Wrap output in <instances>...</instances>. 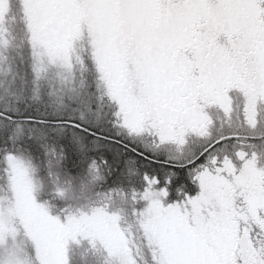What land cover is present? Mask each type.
Returning <instances> with one entry per match:
<instances>
[{
	"label": "snow or ice",
	"instance_id": "snow-or-ice-1",
	"mask_svg": "<svg viewBox=\"0 0 264 264\" xmlns=\"http://www.w3.org/2000/svg\"><path fill=\"white\" fill-rule=\"evenodd\" d=\"M16 2L0 264H264V0Z\"/></svg>",
	"mask_w": 264,
	"mask_h": 264
},
{
	"label": "rangeland",
	"instance_id": "rangeland-1",
	"mask_svg": "<svg viewBox=\"0 0 264 264\" xmlns=\"http://www.w3.org/2000/svg\"><path fill=\"white\" fill-rule=\"evenodd\" d=\"M12 9H13V15H18L19 14V6L16 2V0H13L12 4ZM116 150L120 153H122L118 146L116 147ZM127 153L128 156H131L132 154ZM149 171H154L156 173H162L164 171V166H159L157 170H151L149 168ZM117 177H113L109 183H112L113 180H115ZM190 183V181L188 182ZM194 188V185L192 186ZM73 195V194H70ZM75 197L80 198L81 197V192L77 188V190L74 193ZM84 196H89L91 195L90 193H84ZM69 256L71 259V264H104L105 260V253L102 250H92L89 248L88 244L85 242L81 246H75L73 245L70 248Z\"/></svg>",
	"mask_w": 264,
	"mask_h": 264
},
{
	"label": "bare ground",
	"instance_id": "bare-ground-1",
	"mask_svg": "<svg viewBox=\"0 0 264 264\" xmlns=\"http://www.w3.org/2000/svg\"><path fill=\"white\" fill-rule=\"evenodd\" d=\"M119 150L124 153V148H121V147H118ZM133 155V154H132ZM163 164L162 163H156V164H153L151 165L150 169L151 170H157L159 166H162Z\"/></svg>",
	"mask_w": 264,
	"mask_h": 264
},
{
	"label": "flooded vegetation",
	"instance_id": "flooded-vegetation-1",
	"mask_svg": "<svg viewBox=\"0 0 264 264\" xmlns=\"http://www.w3.org/2000/svg\"><path fill=\"white\" fill-rule=\"evenodd\" d=\"M128 152L126 148H124V152ZM129 154H133L132 152H128Z\"/></svg>",
	"mask_w": 264,
	"mask_h": 264
}]
</instances>
